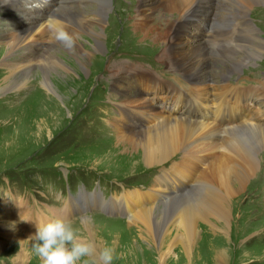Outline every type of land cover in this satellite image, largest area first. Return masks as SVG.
<instances>
[{
    "label": "rangeland",
    "instance_id": "1",
    "mask_svg": "<svg viewBox=\"0 0 264 264\" xmlns=\"http://www.w3.org/2000/svg\"><path fill=\"white\" fill-rule=\"evenodd\" d=\"M110 1L103 30L97 29L104 36V53H97L93 39L87 36L83 37L82 45L84 50L90 51V58H79L75 52L61 45L56 57L65 70L47 67L44 72L46 65L39 59L30 71L25 87L19 88V84L14 86L15 83H11L8 85L10 89H4L9 71L24 63L21 62L19 50V54L11 58L14 61L11 66L4 64L8 49L0 44V226L6 225L13 233L16 232V236L10 238L4 233L6 228L0 227V264H41L32 250L34 240L29 237L36 233L38 224L50 221L47 215L51 220L57 219L55 211L51 210H60L62 218L72 222L79 238L85 237L83 233L78 234L81 229L79 221L84 217H95L92 224L96 228L97 249H113L111 264H264V154L259 156L263 160L261 173L247 185L245 192L233 206L234 219L228 233L230 237H226V233L211 236L204 229L205 223L201 222L190 258L182 244L173 245L178 230L170 222L174 221L176 212L180 209H158L162 215L154 223L157 232L162 234L168 223L171 225L167 226L170 231L163 233L165 237L162 240H157L153 235V241L149 240L148 234L140 235L135 226L138 224H130L129 216L121 209L117 210L119 204L113 199L136 191L150 192L155 188L156 180L164 176L165 168L167 170L173 166L174 161L180 162L183 156L165 164L162 171L161 167L147 169L144 157L139 152L128 156L127 143L119 140L115 128L127 104L119 101L120 98H115L112 91H120L122 95L125 90H129V86H123L122 90H112V86L125 79L124 77L142 71L144 76L137 78L139 88L140 83L148 79V76L157 77L169 84L177 81L176 85L179 86L178 82L183 81V75H189H182L160 64L158 57L165 42L159 41L154 45L153 37L144 36L152 28V31H166L165 38L168 27L174 22V18L170 17L172 13L165 14L166 17L162 18L159 17L162 13L156 12L152 16L155 17V26L143 28L138 26V23H142L144 12L139 7V0ZM255 1L251 10H248V18L253 15L252 20L262 23L259 25L254 21L259 30L257 34L264 39V1ZM58 2L74 4L66 0ZM218 4L224 6L226 2L219 0ZM92 6L93 4L89 7ZM45 7L49 8L50 5L46 4L42 8ZM17 13L18 11L11 12L7 17L0 13V37L11 33L17 35V31H23L22 26L26 21L15 19ZM11 14L13 15L10 16ZM228 24L230 30L226 33H230L233 26L240 27L236 20ZM49 44L50 40L47 39L42 45ZM45 52L46 49H42L38 57ZM133 54L136 58H133ZM210 59L215 60L214 56ZM179 61L184 66L185 59ZM130 66L133 67L131 70ZM143 68H149L151 73ZM150 68L154 70L151 71ZM240 70V74L228 76L230 86L236 89H248L253 85L257 87L259 81H264V55ZM244 73H251L252 78L244 76ZM207 75L210 76V72ZM46 76L61 98L43 85ZM21 77V73L15 76L16 83L21 81ZM118 77L121 80L119 78L116 82L114 78ZM165 85L162 84V88L158 85V96L165 94ZM95 86L98 88L93 95ZM241 91L244 92L242 89ZM144 97L148 100L152 98L155 105L163 100L153 98V92L150 91ZM247 101L249 103L248 99ZM22 130L25 133H21ZM13 138L17 141L12 144ZM8 141L9 145L6 143ZM195 162L196 160L192 161ZM85 190L92 191L90 194L93 195L85 193ZM76 192L75 197L79 202L71 205L65 197ZM59 193L67 196L62 198ZM159 199L146 205L159 204ZM66 204L73 209L72 214L64 211ZM100 210L120 216H109ZM238 215L240 219L236 218ZM30 216L33 219L31 221ZM22 239L26 243L31 242L23 250ZM210 246H217L225 255L213 253ZM170 247L173 248L172 253L162 262L159 249L167 248L168 251ZM85 262L94 264L92 257H84L78 264Z\"/></svg>",
    "mask_w": 264,
    "mask_h": 264
},
{
    "label": "bare ground",
    "instance_id": "2",
    "mask_svg": "<svg viewBox=\"0 0 264 264\" xmlns=\"http://www.w3.org/2000/svg\"><path fill=\"white\" fill-rule=\"evenodd\" d=\"M17 1L19 0H0V13L3 17L18 11L15 19L26 21L22 26L23 31H17V35L11 33L0 37V44L8 49L4 64L11 66L14 63L11 58L18 55L19 50L21 62L24 63L9 71L4 89H10L8 85L11 83H15L14 86L19 84V88L25 87L28 83L26 79L39 59L46 65L44 72L47 67L64 68L56 57L62 44L52 36L54 28H63L73 36L74 46L68 50L75 52L79 58L91 57L90 51L83 48L84 36L93 39L97 53H104V36L97 29L103 30L110 0H66L73 1V5L58 2L63 3L65 0H47L44 6L48 4L50 7L44 9L40 7L43 0L38 1V5L37 0H32L27 5L24 3L27 0H20V6ZM139 1V7L144 9L139 27L155 26V17L152 16L156 12H161L159 17L162 18L166 17L165 14L172 13L170 17L174 18V22L168 27L165 38L166 31H152V28L144 36L153 37L154 45L159 41L165 42V45L162 43L164 46L158 57L160 64L189 76L182 74L188 80L180 87L175 85L177 81L169 84L157 77L148 76L145 81L152 87L144 81L140 83L142 90L137 78L144 76L143 71L131 75L132 79L129 76L123 80L121 77L114 78L116 82L119 78L121 81L113 85L112 90H122L123 86H129V90H125L122 95L120 91H112L115 98H120L119 101L127 104L121 119L115 125L116 134L119 140L127 143L128 156L137 152L142 154L147 169L162 168L178 156L183 158L180 162L174 161L169 169L165 168L164 176L156 180L155 188L150 192L126 193L113 200L119 204L117 210H122L129 216L130 224H138L135 226L139 234H148L150 241L153 235L157 240H162L165 237L163 235L170 231L167 226L172 224L178 230L173 245L182 244L190 258L201 222L205 223L204 229L211 236L226 233L225 236L230 237L228 233L234 219L233 206L245 192L247 185L261 173L263 160L259 156L264 154V82L258 83L257 87L241 88L244 92L221 82L231 74H240L241 67L245 68L262 57L264 39L257 34L258 31L239 30L234 41H226L225 34L230 30L228 22L249 19L248 10H251L255 0H224V6L218 4L219 0ZM236 6L242 7L232 11L238 8ZM208 21L211 30L207 25ZM47 39L50 44L42 45ZM42 49H46V52L38 57ZM211 56L215 60H211ZM133 58H136L134 54ZM182 58L185 59L184 66L179 61ZM132 68L130 66V70ZM208 72L210 76L207 75ZM19 73L22 74V79L16 83L15 76ZM46 78L47 76L43 85L61 98ZM159 84L160 87L165 85V94L162 96H158L156 92ZM148 91L153 92V98L163 99L162 102L155 105L152 98H145ZM239 98L240 101H237ZM191 103L195 105L194 111ZM21 133L25 132L22 130ZM16 141L13 138L11 143ZM6 143L10 144L9 141ZM158 199L159 204H153ZM86 201L89 202L87 199ZM148 202L153 203L147 206ZM169 207L180 210L173 216L174 221L165 227V233L160 234L154 225L162 215L158 209ZM54 211L57 219L62 218L60 210H51ZM64 211L72 214L73 209L66 204ZM29 218L30 221L33 220L31 216ZM164 218L166 219L165 216ZM236 218L240 219L239 215ZM94 219L95 217H84L79 221L81 229L78 234L83 233L85 236L80 239L95 243L96 228L92 224ZM1 226L6 228L4 233L7 237L16 236V232L13 233L6 225ZM21 241L22 250L28 243L31 244L23 239ZM166 249H159L162 262L167 260L173 250L172 247L168 251ZM210 249L213 253L225 255L217 246H210Z\"/></svg>",
    "mask_w": 264,
    "mask_h": 264
},
{
    "label": "clouds",
    "instance_id": "3",
    "mask_svg": "<svg viewBox=\"0 0 264 264\" xmlns=\"http://www.w3.org/2000/svg\"><path fill=\"white\" fill-rule=\"evenodd\" d=\"M52 36L69 49L74 46L73 36L63 28H54ZM29 238L34 240L32 250L41 264H78L84 257H92L94 264H111L113 260V249L98 250L94 242L80 239L72 222L63 218L38 224Z\"/></svg>",
    "mask_w": 264,
    "mask_h": 264
}]
</instances>
